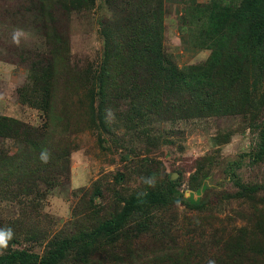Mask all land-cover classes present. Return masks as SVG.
Returning a JSON list of instances; mask_svg holds the SVG:
<instances>
[{"label":"rangeland","instance_id":"obj_1","mask_svg":"<svg viewBox=\"0 0 264 264\" xmlns=\"http://www.w3.org/2000/svg\"><path fill=\"white\" fill-rule=\"evenodd\" d=\"M65 2L72 9L59 8L51 0H0V116L42 130L39 143L44 152L67 153L64 160L57 161L56 185L41 188L49 192L39 202L37 218L33 213L32 218L26 214L28 206L3 199L0 224L9 226L29 220L36 232L44 231L47 238L63 231L71 237L93 227L90 215L95 222L109 218L131 193L151 188L170 176L175 177L171 180L178 183L184 198L199 199L201 208L190 210L180 203L173 206L169 216H165L171 224L155 236L142 235L147 240V255L163 256L166 252L160 248H168L178 250L171 253L172 258L178 257L180 250L191 255V264H215L212 259L219 253L212 244L214 236L227 233L222 238L227 240L233 235L230 231L243 227L244 216L251 210L243 198H236L239 188L235 184L264 186V164L251 161L259 143L257 126L264 122V101L252 113L254 121L246 117L247 113L185 118L170 106L160 109L159 114L163 115L150 114L139 121L133 116L131 121V98L137 94L136 89L147 88L149 96L145 93L146 98H142L149 100L153 75L140 70L132 73L127 65L123 72L132 73L133 85L121 90L123 81L116 68L123 65L117 58L104 60L108 47L118 44L125 53L129 49L125 43L127 35L138 37L160 21L165 55L181 70L200 66L209 58L210 50L202 45L200 33L193 28L198 24L196 13L184 5L185 0H136L143 14L133 17L130 6L135 0ZM196 2L206 4L209 0ZM159 3L157 11H150ZM44 9L49 10L50 17ZM45 17L51 36L67 43L66 57L58 58L59 66H68L67 62L70 65L61 69L64 80L52 83V88L69 105L68 113L59 112L56 106L57 113L49 118L19 97L30 93L33 75L29 72L28 57L21 59L18 54L36 46V38L46 32ZM99 65L113 69L109 79L112 87L106 85L108 103L102 111L97 108ZM66 84L71 93L65 92ZM170 97L173 107L180 97ZM60 114L63 116L59 117ZM102 122L108 130L101 129ZM0 147L8 154L19 151L9 139L1 142ZM259 198L264 199V191ZM14 243L8 245L39 255L44 252L43 246L22 238ZM250 245L263 248L264 241L253 235ZM114 252L119 254L118 249ZM242 264H249L247 255Z\"/></svg>","mask_w":264,"mask_h":264},{"label":"trees","instance_id":"obj_2","mask_svg":"<svg viewBox=\"0 0 264 264\" xmlns=\"http://www.w3.org/2000/svg\"><path fill=\"white\" fill-rule=\"evenodd\" d=\"M51 1L54 5H59V8L72 9L66 0ZM196 1L185 0L184 5L191 7L196 13L198 24L193 28L200 33L202 45L210 50V56L204 64L179 69L163 50L160 21L154 29L145 30L138 37L127 35L125 43L129 45V49L125 53L121 52L123 46L120 48L118 44L108 47L109 52L104 60L109 62L110 59L117 58L119 64L123 65L116 68L123 81L121 90L133 85L130 84L132 73H137V70L149 71L153 75L149 100L144 101L142 98L145 93H148L146 97L149 96L147 88L136 89L137 94L131 98V121L133 116L134 120L139 121L147 118V115L159 114L160 109L168 106L185 118L245 116L247 113L246 117L254 121L252 113L263 105L264 0H209L206 4H198ZM160 4L150 11H157ZM47 11L43 12L50 17L49 10ZM141 14V8L135 0L130 6V17ZM48 24V18L45 17L46 32L36 38V46L18 54L21 59L28 57L26 59L31 65L29 72L33 75L30 77V93L20 94L19 97L23 103L41 110L47 118L52 113H57L56 106L60 108L59 112L68 113L69 105L59 97L58 90L52 88V83L56 80L63 81L61 69L70 68L69 62L68 66H59L58 58L61 57L62 60V57H66L67 43L64 44L59 37L51 36ZM127 65L131 66L129 71L132 73L123 72ZM99 68L96 75L99 86L97 108L102 111L108 103L109 95L105 93L109 89H106V85L112 87L109 79L113 69L105 65H99ZM69 89L70 86L66 84L65 92L71 93ZM170 96L180 97L173 107L169 103ZM144 102H148L145 108ZM62 116L60 114L59 117ZM260 125L257 126L260 130L259 143L251 155V161L264 164V122ZM100 127L104 131L108 130L105 122ZM42 137V130L29 128L17 120L0 116V143L9 139L13 141V146L19 148L16 154H8V150L0 147V202L7 199L18 206H28L26 214L30 218L32 213L36 217L39 202L46 197L45 192L48 193V189L57 183V161L64 160L67 156V153H63L65 151L57 154L44 152V146L39 143ZM235 185L239 188L236 198H243L251 210L244 216L243 227L230 231L233 235L227 240H222L227 233L214 236L212 244L219 255L214 256L212 261L215 264H242L243 256L247 255L249 264H264L263 245V248L250 245L253 235L264 241V199L259 198L264 186L244 183L242 186L240 182ZM41 188L48 189L42 191ZM121 203V208L109 218L95 222L90 215L93 227L80 230L71 237L62 234L65 232L63 231L47 238L44 231L36 232L29 220L21 223L17 221L9 226L0 224V230H10L12 234L7 245L0 247V264L192 263L190 254L179 250L178 257L172 258V254L178 250L175 252L168 248H160L166 252L163 256L149 257L146 253L147 240L142 235L155 236L162 227L169 225L170 220L165 221V216L168 217L170 209L179 203L190 210H198L201 208L199 199L196 200L193 196L185 199L178 191V183L166 176L151 188L131 193ZM224 231L227 232L226 229ZM19 238L43 246L44 252L39 255L8 245ZM116 249L119 254L114 252Z\"/></svg>","mask_w":264,"mask_h":264},{"label":"clouds","instance_id":"obj_3","mask_svg":"<svg viewBox=\"0 0 264 264\" xmlns=\"http://www.w3.org/2000/svg\"><path fill=\"white\" fill-rule=\"evenodd\" d=\"M11 231L0 230V247H5L7 245L8 239L11 238Z\"/></svg>","mask_w":264,"mask_h":264},{"label":"water","instance_id":"obj_4","mask_svg":"<svg viewBox=\"0 0 264 264\" xmlns=\"http://www.w3.org/2000/svg\"><path fill=\"white\" fill-rule=\"evenodd\" d=\"M175 177H172L171 179L173 180Z\"/></svg>","mask_w":264,"mask_h":264}]
</instances>
